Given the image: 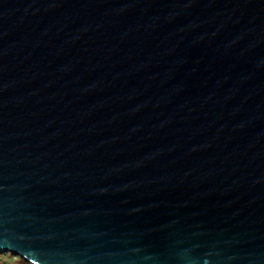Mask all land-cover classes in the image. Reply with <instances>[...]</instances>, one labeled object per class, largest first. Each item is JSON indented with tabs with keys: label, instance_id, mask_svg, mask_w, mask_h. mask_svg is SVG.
I'll use <instances>...</instances> for the list:
<instances>
[{
	"label": "water",
	"instance_id": "water-1",
	"mask_svg": "<svg viewBox=\"0 0 264 264\" xmlns=\"http://www.w3.org/2000/svg\"><path fill=\"white\" fill-rule=\"evenodd\" d=\"M0 251L264 264V0H0Z\"/></svg>",
	"mask_w": 264,
	"mask_h": 264
},
{
	"label": "rangeland",
	"instance_id": "rangeland-1",
	"mask_svg": "<svg viewBox=\"0 0 264 264\" xmlns=\"http://www.w3.org/2000/svg\"><path fill=\"white\" fill-rule=\"evenodd\" d=\"M0 252H2V251H0ZM15 256L16 255L8 257L6 255H3V253L0 254V264H2V263H4V264H24L25 263V262L24 263L23 262L22 263L16 262L15 260L18 261V256H16L17 259L14 258Z\"/></svg>",
	"mask_w": 264,
	"mask_h": 264
},
{
	"label": "trees",
	"instance_id": "trees-1",
	"mask_svg": "<svg viewBox=\"0 0 264 264\" xmlns=\"http://www.w3.org/2000/svg\"><path fill=\"white\" fill-rule=\"evenodd\" d=\"M3 253V255H6V256H8V257H10V256H14L13 254H10V253H8V252H0V254H2ZM15 259H17V257L15 256L14 257ZM16 262H25L24 264H30L28 261H26L25 259H23V258H21V257H18V261L17 260H15ZM2 264H4V263H2Z\"/></svg>",
	"mask_w": 264,
	"mask_h": 264
}]
</instances>
